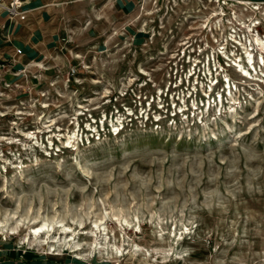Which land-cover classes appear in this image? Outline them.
<instances>
[{"label":"rangeland","instance_id":"374dc122","mask_svg":"<svg viewBox=\"0 0 264 264\" xmlns=\"http://www.w3.org/2000/svg\"><path fill=\"white\" fill-rule=\"evenodd\" d=\"M38 1L0 7L43 37L0 52V262L264 264V0ZM192 59L235 88L171 119Z\"/></svg>","mask_w":264,"mask_h":264},{"label":"built area","instance_id":"2783aa9c","mask_svg":"<svg viewBox=\"0 0 264 264\" xmlns=\"http://www.w3.org/2000/svg\"><path fill=\"white\" fill-rule=\"evenodd\" d=\"M23 5V0H7L6 2L0 0V7L6 11L11 19H25L27 11H24L22 9ZM232 43L237 47L240 46L235 41ZM231 48L233 49L234 46H232ZM225 49L226 47L224 48V50ZM221 50H223V48ZM16 54L20 55L21 50H16ZM181 55H184L183 52H181ZM186 60L189 63V55L187 56ZM200 62L201 61L192 59L191 65H188L187 67L182 64L177 65L176 63L173 65V78L169 81L168 88L165 92L166 94H164V96H169V100L171 103L166 107L163 104L157 105V109H159L160 111H163L164 109V113L168 112V115L169 117H171V119H175L178 117L188 118L194 112L198 113L202 110L204 111V109L208 111L210 109V106H215V109L218 108L222 110L226 105L225 103H223L222 93L224 94L225 99L226 97H228V93H230V88H235L234 84L229 81L228 77L225 76V69L220 65L219 61L214 64L213 70L210 69V66L211 63L215 61L207 59L205 67L200 65ZM232 65L236 67L234 62H232ZM177 66L179 67V69L177 68ZM246 66L250 69V64L246 63ZM214 73H217V75L215 76ZM220 84L221 87L218 88L217 86H219ZM162 94V91H160V93L158 94V103H162ZM143 113H145V111ZM155 113L158 112H155L153 110V114ZM151 118L153 119L154 123H158L156 121L160 119H156L154 116H152ZM145 121H147V118H145Z\"/></svg>","mask_w":264,"mask_h":264},{"label":"crops","instance_id":"0c3cea01","mask_svg":"<svg viewBox=\"0 0 264 264\" xmlns=\"http://www.w3.org/2000/svg\"><path fill=\"white\" fill-rule=\"evenodd\" d=\"M31 0H24V5L22 6V9L24 11H31L33 9V5L36 7L39 5L38 0H34L32 4ZM5 13L0 11V52H2L5 48L8 50L19 49L21 50L22 56H19L17 58V61L25 63L27 61V58H35L37 57L41 52V45L42 41L41 38H43L39 33L35 32L33 36H25L21 37L18 41L13 40L11 43H7L4 39V36L7 34L9 29V22L7 19H5ZM7 56V55H6ZM8 57V56H7ZM0 264H59L58 262L52 263L50 261L46 260H30V261H20V262H14V261H3L0 262ZM73 264H78L73 262Z\"/></svg>","mask_w":264,"mask_h":264},{"label":"bare ground","instance_id":"6f19581e","mask_svg":"<svg viewBox=\"0 0 264 264\" xmlns=\"http://www.w3.org/2000/svg\"><path fill=\"white\" fill-rule=\"evenodd\" d=\"M260 48H261V47H260ZM251 61H252V60H251ZM249 64H253V62H252V63H249ZM252 66H253V65H252ZM252 66H251L250 70L253 68Z\"/></svg>","mask_w":264,"mask_h":264}]
</instances>
